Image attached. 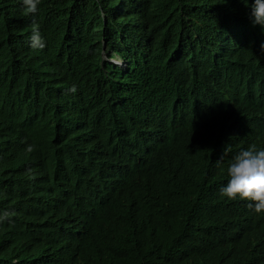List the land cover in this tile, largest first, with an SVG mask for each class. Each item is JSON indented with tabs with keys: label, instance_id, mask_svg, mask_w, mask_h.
Returning <instances> with one entry per match:
<instances>
[{
	"label": "clouds",
	"instance_id": "9594fccd",
	"mask_svg": "<svg viewBox=\"0 0 264 264\" xmlns=\"http://www.w3.org/2000/svg\"><path fill=\"white\" fill-rule=\"evenodd\" d=\"M98 94L92 122L80 107ZM170 146L187 160L156 174ZM190 181L198 198L164 221L182 227L167 257L264 264V0H0V264H84L99 224ZM136 240L93 258L163 254Z\"/></svg>",
	"mask_w": 264,
	"mask_h": 264
},
{
	"label": "trees",
	"instance_id": "16d2710c",
	"mask_svg": "<svg viewBox=\"0 0 264 264\" xmlns=\"http://www.w3.org/2000/svg\"><path fill=\"white\" fill-rule=\"evenodd\" d=\"M174 15L178 17L179 12L175 11ZM126 54L127 52L125 55ZM132 67L133 64L131 65V69ZM94 100L97 102L94 107L90 108L86 104H83L80 107V112L90 121L98 122L103 118L108 105L103 94H98ZM183 146H185V144ZM179 148L180 147L178 146H170L158 155L155 161L156 174L164 169H176L185 164L187 155L185 153H181ZM217 156L218 152H215L214 157ZM202 180L199 181L202 182ZM200 182H186L183 188V184L180 185V187L170 185L169 189H165L157 195L156 202L148 203L145 206L144 210H142V216H137L129 222H124L114 216L99 224L96 227L93 236L85 242V245L88 247V253L84 257L83 263L98 264V260L93 258V251L94 247L101 243L105 244L108 242L117 245L122 239H124L129 242L127 253L137 248L139 250V245L136 244L138 243L136 235L137 232H142V247L144 245L149 246V244L153 246L159 245L163 252V254H157L158 258L152 260L151 263L142 261V264H219L216 261L211 260L209 256L201 257V255H196L186 258L184 257L185 251L183 248L177 249L172 255H169V258L167 257V253L171 251V249L177 247V243L173 241V237L182 233V227L179 224L173 225L172 223L171 226L167 224L169 228H173V231L163 232L166 226L164 221L177 216L181 209L188 208L190 198H198L199 192L197 191L196 193H192V189L196 184L200 186ZM147 194V190L142 185V188L140 186H133L125 193L124 196L135 199L138 197L145 198ZM124 203L125 201H120V206L112 208V211H123ZM125 261V257L119 258V254L116 249L108 250V262H111L112 264H122Z\"/></svg>",
	"mask_w": 264,
	"mask_h": 264
},
{
	"label": "bare ground",
	"instance_id": "6f19581e",
	"mask_svg": "<svg viewBox=\"0 0 264 264\" xmlns=\"http://www.w3.org/2000/svg\"><path fill=\"white\" fill-rule=\"evenodd\" d=\"M145 5H142V8L144 7ZM201 13H203L202 12V10H200L199 12H198V15L199 14H201ZM205 13H211V15H213L214 16V10H210V11H207V12H205ZM206 34V33H205ZM188 40V39H187ZM117 41V40H116ZM128 53V52H127ZM112 61V60H111ZM110 61V62H111ZM121 64H123V63H121ZM198 65V67L201 69V66H203V65H201V63H199V64H197ZM193 67V66H192ZM130 68H131V66H130ZM134 91L135 90H133L132 92V94L134 95ZM220 103H223V100H221V102ZM123 104V101H121L120 103H119V106H121ZM189 106H190V104H189ZM75 109H78V108H76V106H75ZM186 106L184 107V108H182V110L181 111H186ZM113 110H114V108H113ZM115 112H117L116 110H114ZM176 115V114H175ZM154 116V115H153ZM177 116H178V114H177ZM115 117H116V114H115ZM117 118V117H116ZM139 119H141V117H139ZM85 120H86V118H85ZM131 123H136V122H131ZM60 131V130H59ZM61 134H63V135H65L64 134V132L62 133L61 132ZM144 140H142V141H136V145H140L141 144V142H143ZM159 144V143H158ZM158 144H148L147 146H144L143 148H146V147H148V152L147 153H150V152H152L153 151V149H155V147L158 145ZM152 145V146H151ZM156 145V146H155ZM146 149H144L143 151H145ZM142 155H143V152H142ZM118 171H122V169L121 170H118ZM122 175V174H121ZM121 181V180H120ZM1 203V202H0ZM26 221H27V219H25Z\"/></svg>",
	"mask_w": 264,
	"mask_h": 264
}]
</instances>
